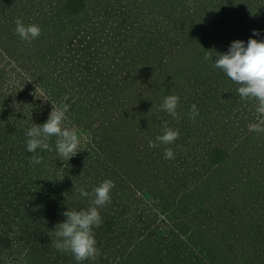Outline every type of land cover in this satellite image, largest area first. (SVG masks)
I'll use <instances>...</instances> for the list:
<instances>
[{"label":"trees","instance_id":"16d2710c","mask_svg":"<svg viewBox=\"0 0 264 264\" xmlns=\"http://www.w3.org/2000/svg\"><path fill=\"white\" fill-rule=\"evenodd\" d=\"M17 18L41 27L31 44ZM254 29L264 38V0H0V264H77L53 229L106 179L100 254L83 264H264L258 101L213 67ZM172 94L175 119L160 108ZM51 102L86 147L63 162L52 137L35 164L25 132ZM165 126L179 138L149 147Z\"/></svg>","mask_w":264,"mask_h":264},{"label":"clouds","instance_id":"9594fccd","mask_svg":"<svg viewBox=\"0 0 264 264\" xmlns=\"http://www.w3.org/2000/svg\"><path fill=\"white\" fill-rule=\"evenodd\" d=\"M15 23L17 35L29 44L41 35L42 29L37 24L26 25L22 18H17ZM259 37H261L260 30L254 29L252 37L247 41L234 40L226 52H216V59L213 61L214 68L221 70L233 82L240 85L237 93L241 99L251 98L258 101L255 107L257 122L248 126L249 131L253 132L264 130L261 127L264 124V38ZM43 100L50 101L44 98ZM179 102L178 95H168L160 108L175 119L179 116L177 112ZM198 116L197 105L192 104L189 117L195 120ZM179 135L177 129L165 126L163 134L149 141V147L173 144ZM25 136L26 150L34 153L32 162L35 164L41 163L42 160V157L36 154L37 149L52 150L49 144L52 137H56L54 148L56 156L63 162L70 161L81 151L78 127L70 124L66 109H58L54 105L47 121L43 124L33 122V125L26 130ZM164 157L174 158L173 149L165 148ZM114 186L112 180L106 179L96 186L92 193L84 187L77 189L81 197H93L89 206L80 210L68 207L62 213L65 219L57 223L53 229L56 239L52 241V245L58 251L71 253L77 264H83L89 259L95 260L100 254L95 229L103 223L100 209L110 202L111 190Z\"/></svg>","mask_w":264,"mask_h":264},{"label":"rangeland","instance_id":"374dc122","mask_svg":"<svg viewBox=\"0 0 264 264\" xmlns=\"http://www.w3.org/2000/svg\"><path fill=\"white\" fill-rule=\"evenodd\" d=\"M80 140H81V144H83V148H85L87 141L85 139L84 133H80ZM81 144H80V146H81Z\"/></svg>","mask_w":264,"mask_h":264}]
</instances>
